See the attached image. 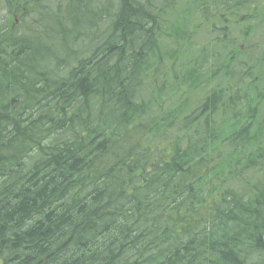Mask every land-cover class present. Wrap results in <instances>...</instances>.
<instances>
[{
    "label": "trees",
    "instance_id": "1",
    "mask_svg": "<svg viewBox=\"0 0 264 264\" xmlns=\"http://www.w3.org/2000/svg\"><path fill=\"white\" fill-rule=\"evenodd\" d=\"M7 1L0 264H264V0Z\"/></svg>",
    "mask_w": 264,
    "mask_h": 264
},
{
    "label": "bare ground",
    "instance_id": "2",
    "mask_svg": "<svg viewBox=\"0 0 264 264\" xmlns=\"http://www.w3.org/2000/svg\"><path fill=\"white\" fill-rule=\"evenodd\" d=\"M7 1V0H5ZM7 2H10V0H8ZM107 11H110V7H108L106 9ZM3 31V30H2ZM4 33V31H3ZM4 41V35H1V32H0V43H2ZM18 51L19 53H21V56L23 58H26V60H30L34 63H36V59L40 57V55L42 54L41 50H40V46L34 44L32 45L31 47H29L28 49H26V45L22 48L18 47ZM47 83H51V86L54 88V89H65L67 86H69L70 84L72 83H64L62 82L61 80H59L53 73H48L47 74ZM68 77V76H66ZM66 77H64L66 79ZM69 78V77H68ZM72 82V81H71ZM15 84L16 82L12 83V84H9L6 89L7 90H11L13 89L11 92L13 93L12 96H16V97H19L21 95V97L23 96V92H26L25 94L28 95V93H33V89L32 87H36V85H33V84H22L20 83L19 84V87L18 88H15ZM57 84H59L57 86ZM23 87V88H22ZM24 90H22V89ZM62 93V91L60 92ZM9 103L10 104H13L12 101L9 100ZM8 104V103H7ZM20 114L22 116V118H27L28 117V112L26 109H24L23 107H20ZM38 116V113L37 112H33L32 113V117H37ZM32 125V123H31Z\"/></svg>",
    "mask_w": 264,
    "mask_h": 264
},
{
    "label": "rangeland",
    "instance_id": "3",
    "mask_svg": "<svg viewBox=\"0 0 264 264\" xmlns=\"http://www.w3.org/2000/svg\"><path fill=\"white\" fill-rule=\"evenodd\" d=\"M260 174H262V173H260Z\"/></svg>",
    "mask_w": 264,
    "mask_h": 264
}]
</instances>
